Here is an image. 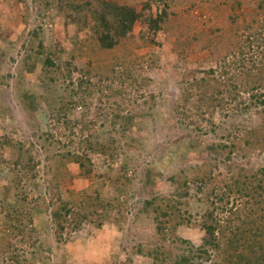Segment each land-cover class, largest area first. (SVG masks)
<instances>
[{
    "label": "trees",
    "instance_id": "1",
    "mask_svg": "<svg viewBox=\"0 0 264 264\" xmlns=\"http://www.w3.org/2000/svg\"><path fill=\"white\" fill-rule=\"evenodd\" d=\"M11 1L17 2L21 20L28 22L27 0ZM37 2L41 8L67 14L69 29L75 33L89 29L92 34L88 41L71 37L75 50L70 54L61 43L43 46L42 27H33L22 47L28 69L20 72L23 79V73L34 70V61L41 64L40 81L63 88L51 121L70 129L71 144L76 142V129L84 138L80 148L66 147L53 155L44 171L32 145L1 136L0 147L13 149L15 157L8 177L14 194L0 195V264H38L39 258H46L43 252L51 251L47 246L50 237L34 221L39 207L49 214L53 238L59 244L86 227L103 230L110 218L118 232L125 230L134 182L128 169H123L112 197L106 194L103 198L99 189L93 191L88 185L89 190H69L64 195L61 183L71 177L70 164L86 176L94 173L88 153L115 161L120 148L139 151L143 124L157 106L154 95L147 98L142 93L152 82L145 71L162 68L168 58L164 52L138 56L137 50L160 46L157 39L161 35L175 38L174 52L179 58L209 51L217 65L205 71L183 70L184 88L171 111L173 125L193 128L196 137L205 129L201 124L205 116L210 123L206 128L216 133L212 119L217 111L237 109V114L218 142L193 145L191 152L199 164H183L169 174L162 160L161 170L142 168L144 201L138 212L155 224L158 241L134 244L126 264H134L133 256L151 264H264V163L253 161L264 155V0H140L138 5L129 0ZM198 10L213 15L217 24L212 26V20L205 18L201 28L190 27L188 21L193 18L202 20L194 17ZM80 19L85 20L82 26L77 25ZM2 33L0 24V88L15 79L3 70L6 39ZM78 60L81 66H76ZM79 106L86 110L83 120L70 126L66 117ZM92 106L95 112L89 119ZM193 119L194 126L189 125ZM94 120L109 122L110 142L96 139L93 131L94 135L88 134ZM42 176L47 178V198L40 194ZM194 201L204 204L196 218L190 211ZM190 228L203 233L199 244L180 237L181 229ZM19 245L41 248L42 254L31 252L32 259H28ZM88 248L89 259L94 250L95 259L99 255L114 259L111 239L92 236Z\"/></svg>",
    "mask_w": 264,
    "mask_h": 264
},
{
    "label": "rangeland",
    "instance_id": "2",
    "mask_svg": "<svg viewBox=\"0 0 264 264\" xmlns=\"http://www.w3.org/2000/svg\"><path fill=\"white\" fill-rule=\"evenodd\" d=\"M37 1L27 0L28 22H23L19 15L20 9L16 1L0 0V24L4 31L2 37L6 39L3 45L1 44L6 55L3 70L5 75L9 73L15 77L13 80H8L9 85L0 88V138L6 135L26 143L29 147L33 146L35 152L39 155L41 169L45 171L49 159L53 155L66 151V147L67 150L80 148L79 141L84 137L79 136L78 129H76L74 132L76 142L71 144L69 137L70 135L73 136V133L70 134V129L63 125L62 122L57 123L54 119L51 121V113L58 106V98L63 94V88L58 84L48 82L44 84L40 81L41 64L36 59L31 64L35 66L34 70L30 74L23 73V79L20 77V72L28 69L23 62L25 54L22 48L23 43L28 39V32L33 27L40 26L43 30L40 37L43 46L51 47L56 43H61L64 49L71 54L75 50L70 40L71 37L77 35L82 41H88L92 34L89 29L75 33L69 29V17L67 14L57 12L54 9L41 8ZM129 1H134L133 3L137 1V5L140 2V0ZM195 16L202 20L196 21L193 18V21H188L190 27L197 26L201 28L205 18L206 20H212V26L217 24L216 19L210 13L207 14L198 10ZM21 21L22 23L19 25ZM84 21V19H80L77 25L82 26ZM138 31L139 26H137L135 33L137 34ZM183 31H186L185 27ZM174 39L173 37L161 35L157 39L160 46L137 50L138 56H144L152 52H164L168 58L166 61L163 60L162 68L145 71V75L152 82L142 93L147 98L150 95H154L157 106L153 111V116H149L143 124L144 130L141 135H143L144 140L139 147V151L126 152V149L122 150L120 148L119 156L116 157L115 161H108L101 155L88 153L92 160L94 173L86 176L78 166L70 164L71 177L61 183V191L64 195L69 190L75 192L83 191L88 185L94 188L93 191L99 189L103 198L106 197V194L112 197L115 194V188L119 185L118 180L123 173V169H128L127 175L129 178H133L134 182L130 190V215L128 216L125 230L118 232L119 230L114 224L113 218H110L103 230L86 227L83 231L69 236L66 243L59 244L53 238L49 214L39 207V209L35 210L34 221L35 224L39 223V229H42L50 237L47 246H50L51 251L43 252L46 258L42 261L39 258L38 264H126L128 255H130L129 252L134 244L141 242L156 243L158 236L155 232V224L147 216L138 212L144 201V197L140 193L142 190V168L145 166L156 168L157 166L161 170L160 163L162 160L163 164L168 165L165 173L169 174L183 164H199L197 156H194L195 153L191 152L193 145L218 142L224 131L233 125V120L231 119H233V114H237V109L230 110L228 113L216 112L212 119L215 124L214 128L217 130L216 133L210 132V129L206 128L208 127L207 125H210V123L206 122L209 121L208 116H205V120L201 122L205 128L204 131L196 137L192 131L193 128H188L184 125H181V128H176L173 125L171 111L176 107L177 100L184 88L181 75L183 70L205 71L209 68L217 67L209 51H201L186 59L179 58L174 52ZM175 62L176 64H174ZM76 63V66H81L79 60ZM89 108L90 114L88 118L91 119L94 116L95 108L94 106ZM85 111L84 107L73 108L66 117L71 123L70 126L74 122H81L86 113ZM192 121H196V119L189 121V125L194 126L191 124ZM236 124L237 120H234V125ZM110 129L109 122L95 123L94 120L93 126L90 125L87 132L88 134L92 131L95 132L94 137L96 139L107 143L111 141L109 136ZM182 132H186L190 136L184 135ZM179 133L181 135H178ZM88 134L86 133V135ZM47 135H50V137H47ZM14 157L15 151L13 149L8 147L2 149L0 147V195L5 194L7 197H11L14 194L12 187L8 184V177H11L9 167H11ZM253 161L256 165L263 164L264 155L255 157ZM40 183L42 188L40 194L47 198L48 193L45 190L47 178L42 176ZM164 187L165 189L167 188V186ZM87 189L89 190V187ZM35 194L37 195L38 193ZM203 210V203L192 202L190 211L195 218L200 216ZM138 215L140 216L137 217ZM134 217L137 219L136 223L132 222ZM114 235L117 236L116 239H113ZM179 235L194 244H199L203 233L198 229L190 228L181 229ZM92 236L111 239V256L114 257L112 261L108 257H101L100 255L95 259V250L94 254H92L93 258H88V241ZM45 240L46 238H43L42 242L45 243ZM29 245H19L20 252L26 258L32 259L31 252L42 254L41 248L34 250ZM133 260L134 264H151V261L137 256H133Z\"/></svg>",
    "mask_w": 264,
    "mask_h": 264
}]
</instances>
